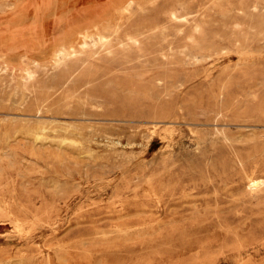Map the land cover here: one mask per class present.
<instances>
[{
  "label": "rangeland",
  "instance_id": "1",
  "mask_svg": "<svg viewBox=\"0 0 264 264\" xmlns=\"http://www.w3.org/2000/svg\"><path fill=\"white\" fill-rule=\"evenodd\" d=\"M133 1L0 0V264H264V0Z\"/></svg>",
  "mask_w": 264,
  "mask_h": 264
},
{
  "label": "bare ground",
  "instance_id": "2",
  "mask_svg": "<svg viewBox=\"0 0 264 264\" xmlns=\"http://www.w3.org/2000/svg\"><path fill=\"white\" fill-rule=\"evenodd\" d=\"M70 0H67V3L69 2ZM79 0H71L70 4L72 5H76L77 6V2ZM96 2V0H94V3ZM134 1L133 0H111V3H108V0L103 3V8L101 11H97V13L94 12V14L92 15V19H93V22H96L97 20H100L102 19L103 17L106 18L108 16L106 15H103V16H100L99 14L103 11V10H106L105 8L108 7V5L111 4V7L112 9L116 6H124V7H128L130 6L131 4H133ZM25 7L29 10V13H24L26 14L27 16V21L29 20H32V21H35V22H40V23H44V22H50L51 21V14H53V12L56 10L55 8L51 9V0H50V3H49V9H46L44 6H43V3L39 0H29V1H26V0H23V5L22 7ZM21 10V9H20ZM52 10V11H51ZM57 16L55 15V18ZM54 18V19H55ZM53 19V20H54ZM53 23V21H51V24Z\"/></svg>",
  "mask_w": 264,
  "mask_h": 264
},
{
  "label": "crops",
  "instance_id": "3",
  "mask_svg": "<svg viewBox=\"0 0 264 264\" xmlns=\"http://www.w3.org/2000/svg\"><path fill=\"white\" fill-rule=\"evenodd\" d=\"M104 2L105 0H96L93 7L84 5V7H81L79 10L77 9L78 10L77 14H90L92 19V15L94 14V12L97 13V11L102 10ZM21 10L24 13H29V10L24 6L21 8ZM56 16L57 17L60 16L59 11L56 12ZM27 22H28V26L32 29L33 34H35L37 38L40 36H44L46 33H49L51 31L52 24L49 22L40 23L32 20L30 21L28 20Z\"/></svg>",
  "mask_w": 264,
  "mask_h": 264
}]
</instances>
